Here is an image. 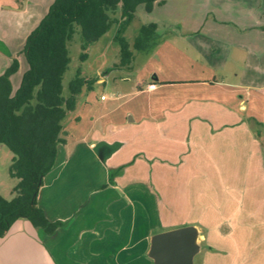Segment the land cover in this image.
<instances>
[{
	"label": "rangeland",
	"instance_id": "rangeland-1",
	"mask_svg": "<svg viewBox=\"0 0 264 264\" xmlns=\"http://www.w3.org/2000/svg\"><path fill=\"white\" fill-rule=\"evenodd\" d=\"M54 2L0 0V74L17 62L18 70L12 75L17 87L27 70L22 52L25 41ZM150 24H157L158 30L148 48L135 50L141 28ZM116 31L112 27L90 45L85 61L80 59L82 37L74 36L64 94L81 69L82 75L103 81L84 92L79 102L86 97L95 109H115L113 116L126 118L129 111L138 116L162 112L169 122L164 110H174L190 96L198 97L199 89L178 86L140 94L144 82L156 77L175 82L216 77L225 84L201 96L224 109L225 126L210 121L219 136L207 137L203 152L192 153L188 163L193 180L203 172L208 183L189 185L186 202L173 200L177 213L165 230L198 222L204 230L196 233L197 257H205L208 264H264V0H158L150 12L141 5L124 34L134 54L127 67H115L120 60V46L113 40ZM102 96L106 102H101ZM72 117L66 126L73 129ZM143 138L140 142L147 150L150 144ZM12 157L0 145V196L7 200L12 199L16 184L9 176ZM205 237L204 244L201 238Z\"/></svg>",
	"mask_w": 264,
	"mask_h": 264
},
{
	"label": "crops",
	"instance_id": "crops-1",
	"mask_svg": "<svg viewBox=\"0 0 264 264\" xmlns=\"http://www.w3.org/2000/svg\"><path fill=\"white\" fill-rule=\"evenodd\" d=\"M184 81L156 77L139 88L140 94L178 86L199 89L198 97L164 110L169 122L162 112L138 116L129 111L126 118L113 116L115 109H95L86 97L78 102L73 129L65 124L66 143L58 147L38 197L47 219L62 226L47 234L27 220L16 221L0 239V264H155L152 239L170 226L177 213L173 202H186L192 183H208L203 172L193 180L191 156L203 152L209 136H219L210 121L225 126L224 109L201 97L225 84L216 77ZM152 83L156 89L148 90ZM142 138L149 141L147 150ZM191 226L196 233L204 230L198 222ZM201 239L207 242V237ZM193 262L208 264L197 253Z\"/></svg>",
	"mask_w": 264,
	"mask_h": 264
},
{
	"label": "trees",
	"instance_id": "trees-1",
	"mask_svg": "<svg viewBox=\"0 0 264 264\" xmlns=\"http://www.w3.org/2000/svg\"><path fill=\"white\" fill-rule=\"evenodd\" d=\"M157 1L55 0L25 41L22 52L27 70L18 89L14 91L10 81L18 70L17 62L0 77V145L13 155L9 176L16 181L12 199L0 196V239L20 219L47 234L62 226L47 219L38 197L55 164L58 147L66 143L67 119L83 93L93 91L97 82L78 69L68 84V94H64L74 36L79 33L82 37L80 59L85 61L88 47L117 27L113 40L120 46V60L115 67L129 66L134 54L124 34L138 7L143 5L150 12ZM157 30V24L143 26L134 49L146 50Z\"/></svg>",
	"mask_w": 264,
	"mask_h": 264
},
{
	"label": "water",
	"instance_id": "water-1",
	"mask_svg": "<svg viewBox=\"0 0 264 264\" xmlns=\"http://www.w3.org/2000/svg\"><path fill=\"white\" fill-rule=\"evenodd\" d=\"M196 230L185 226L155 235L150 255L155 264H194Z\"/></svg>",
	"mask_w": 264,
	"mask_h": 264
},
{
	"label": "built area",
	"instance_id": "built-area-1",
	"mask_svg": "<svg viewBox=\"0 0 264 264\" xmlns=\"http://www.w3.org/2000/svg\"><path fill=\"white\" fill-rule=\"evenodd\" d=\"M147 89H148V90H155V89H156V85L153 84V83H152V84H149V85L147 86ZM101 99L103 100V99H105V97L102 96Z\"/></svg>",
	"mask_w": 264,
	"mask_h": 264
}]
</instances>
